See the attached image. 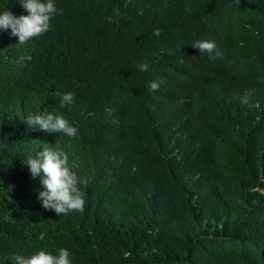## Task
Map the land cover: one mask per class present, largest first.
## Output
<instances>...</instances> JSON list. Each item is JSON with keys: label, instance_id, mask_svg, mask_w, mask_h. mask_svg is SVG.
Instances as JSON below:
<instances>
[{"label": "trees", "instance_id": "obj_1", "mask_svg": "<svg viewBox=\"0 0 264 264\" xmlns=\"http://www.w3.org/2000/svg\"><path fill=\"white\" fill-rule=\"evenodd\" d=\"M54 2L41 36L0 31V264H264V0ZM49 111L77 136L24 123ZM45 146L89 181L83 213L38 200L24 161Z\"/></svg>", "mask_w": 264, "mask_h": 264}, {"label": "clouds", "instance_id": "obj_2", "mask_svg": "<svg viewBox=\"0 0 264 264\" xmlns=\"http://www.w3.org/2000/svg\"><path fill=\"white\" fill-rule=\"evenodd\" d=\"M239 5L240 0H233ZM20 6L26 10L27 15L16 17L11 11L0 13V31L11 30V35L18 37V43L23 45L33 38L39 37L50 29V21L58 12L54 0H20ZM162 30L157 28L153 35L159 37ZM193 48L201 53H207L211 59L222 57V52L217 51L214 41H196ZM147 64L139 65L140 71L148 70ZM150 91L159 89L158 82L150 83ZM75 93L67 92L61 95V104H70L74 101ZM241 103L248 104L249 96L246 94ZM30 128H38L48 133H63L69 138H75L78 129L72 126L69 120L62 115L52 112L30 113L25 122ZM24 163L27 165L31 178H40L44 191L39 192L38 200L42 207L54 210L56 215L66 214L71 211L84 212L85 192L89 181L79 177L69 165V157L59 148L45 146L35 157L29 156ZM15 264H72L71 254L68 249L60 248L57 254L38 250L35 254L25 257L17 254L13 257Z\"/></svg>", "mask_w": 264, "mask_h": 264}, {"label": "bare ground", "instance_id": "obj_3", "mask_svg": "<svg viewBox=\"0 0 264 264\" xmlns=\"http://www.w3.org/2000/svg\"><path fill=\"white\" fill-rule=\"evenodd\" d=\"M141 29V28H140Z\"/></svg>", "mask_w": 264, "mask_h": 264}]
</instances>
